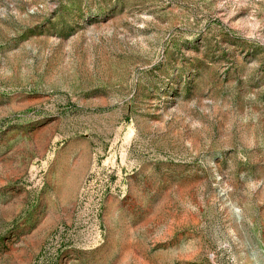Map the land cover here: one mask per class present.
<instances>
[{"label":"rangeland","instance_id":"1","mask_svg":"<svg viewBox=\"0 0 264 264\" xmlns=\"http://www.w3.org/2000/svg\"><path fill=\"white\" fill-rule=\"evenodd\" d=\"M0 264H264V0H0Z\"/></svg>","mask_w":264,"mask_h":264}]
</instances>
